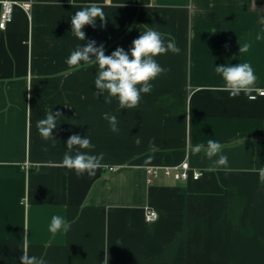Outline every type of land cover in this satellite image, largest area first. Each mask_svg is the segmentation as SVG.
<instances>
[{
  "label": "crops",
  "instance_id": "1",
  "mask_svg": "<svg viewBox=\"0 0 264 264\" xmlns=\"http://www.w3.org/2000/svg\"><path fill=\"white\" fill-rule=\"evenodd\" d=\"M15 1L0 28V264H21L25 252L46 264H264V182L256 171L264 167V95L230 98L215 72L247 62L253 93L264 90V0ZM93 3L105 21L86 25L81 41L71 17ZM148 28L170 34L181 52L155 57L170 71L136 109L95 96V66L66 64L89 40L106 55L129 51ZM238 42L249 52L240 54ZM49 111L62 113L55 141L36 128ZM104 113L117 117L119 133ZM75 134L90 138V154L104 153L107 168L94 177L61 166ZM209 139L222 145L227 170H207ZM196 145L204 146L198 154ZM183 161L201 176L149 174ZM146 207L158 211L156 220H145ZM54 215L71 223L68 232H49Z\"/></svg>",
  "mask_w": 264,
  "mask_h": 264
},
{
  "label": "clouds",
  "instance_id": "2",
  "mask_svg": "<svg viewBox=\"0 0 264 264\" xmlns=\"http://www.w3.org/2000/svg\"><path fill=\"white\" fill-rule=\"evenodd\" d=\"M70 3V0H69ZM71 4V3H70ZM105 13L101 6L90 4L76 11L71 17V33L81 41H85L86 35L83 29L86 25L95 27L96 20L99 18L105 21ZM264 23V21H262ZM104 24H101L103 27ZM165 35L169 39L165 40ZM259 40L260 37L257 36ZM239 43V42H238ZM239 53H248L251 45L247 42L239 43ZM180 54L181 49L177 46L175 39L170 34H163L152 28L146 31L132 41L129 51H125L121 47H117L110 55L105 54L104 45L96 46L95 40H89L87 45H77L76 49L70 53L66 59L69 68L79 70L81 67L96 68V78L94 85L97 91L95 96H103L104 103L110 104L115 98L118 100L120 109H136L139 107L142 94H150L153 89L151 83L162 74H166L170 69L162 67L155 57L166 54L168 52ZM215 72L222 77L223 85L221 90L229 93L230 98H238L242 93L250 100H254L252 95L256 81V75L252 66L245 63H237L235 65H221L215 67ZM62 117V113L57 111L53 113L49 111L45 118L36 122L38 134L45 141H55L52 133L58 126V118ZM104 119L109 123L110 131L119 133L118 120L115 115L104 113ZM141 139L137 135L135 144L139 146ZM55 144H53V147ZM150 148L154 146V139L149 141ZM203 145H196L193 151L199 153ZM67 151L64 153L61 166L70 171H74L78 178L85 174L89 178L96 175L97 170L107 168L102 163L104 153L98 155L90 154L95 148L90 138L80 135H71L66 142ZM47 151V147L43 149ZM75 153L73 154V151ZM87 150V151H84ZM207 159L212 161V165L208 171H216L219 168L228 169V157L222 154V145L215 140L209 139L205 151ZM215 158V159H214ZM154 155L147 156L145 166L151 164ZM259 178L264 182V167L257 169ZM71 223L66 218L54 215L49 225V232L52 234L63 230L68 232ZM21 264H46V261L40 257L29 256L26 252L20 257Z\"/></svg>",
  "mask_w": 264,
  "mask_h": 264
},
{
  "label": "built area",
  "instance_id": "3",
  "mask_svg": "<svg viewBox=\"0 0 264 264\" xmlns=\"http://www.w3.org/2000/svg\"><path fill=\"white\" fill-rule=\"evenodd\" d=\"M18 2L15 0H2V11L0 14V28L4 29L7 24L12 20L13 17V7ZM25 7H29V3L23 4ZM255 98L258 95H264V90H259L256 93H252ZM160 168L164 170L166 176H173L176 179L180 180H187L189 178L198 179L202 171L195 170L191 167L188 161H183L180 164L174 166H164V167H157L152 166L148 168L150 176L154 177L157 176L159 173ZM112 169V168H111ZM158 211L152 207H146L144 212V217L146 221H154L158 218Z\"/></svg>",
  "mask_w": 264,
  "mask_h": 264
}]
</instances>
